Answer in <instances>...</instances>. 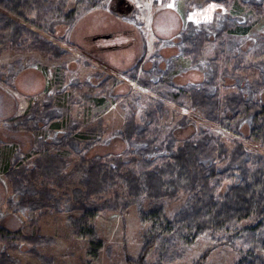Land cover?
Instances as JSON below:
<instances>
[{
  "label": "trees",
  "instance_id": "16d2710c",
  "mask_svg": "<svg viewBox=\"0 0 264 264\" xmlns=\"http://www.w3.org/2000/svg\"><path fill=\"white\" fill-rule=\"evenodd\" d=\"M71 1L75 5L68 8ZM103 2L0 0V52L32 49L48 59L59 58L68 51L48 40L47 37H54L55 26L72 24L81 11ZM260 4L261 0L255 1L253 6L258 8ZM188 26L195 29L188 32L185 27L179 34L180 55L189 57L193 68L204 66L202 80L175 91L153 88L161 100L180 108L185 104L188 113L160 140H156V135H145L149 125L156 123L154 112L150 115L146 111L147 122L142 127L132 118L126 119L117 132L129 140L130 156L88 158L80 154L71 161L50 152L51 144L66 148L81 144L86 149L90 140L100 133L98 127L90 125H83L78 131V123L72 120H69L72 125L66 124L57 143L47 145L43 139L40 143L35 141L33 149L24 153L17 137L13 138L8 131L17 130V134L19 130L31 131V120L42 116L29 112L5 122L7 129L0 135L13 141L10 156L0 166L7 189L6 206L0 207L3 246L17 248L22 242H38L37 235L24 233L23 225L7 224L12 223L14 216L27 213L30 221L29 218L38 220L55 211L78 212L79 236L88 239L89 254L95 257L102 248L91 228L97 213L124 210L144 195L145 208L139 214L143 220L157 222L163 218V201L177 198L180 192L185 195V203L172 221L165 222V231L172 234L186 231L193 237L204 232L230 233L243 246L235 264H264V101L260 98L264 93V56L256 59L252 54L246 59L237 52L240 44L223 38V34L237 27L233 17L216 16L208 22ZM211 40L217 44L212 53L206 54L204 43ZM170 64L159 76L155 74L143 83L136 79L135 73L130 78L141 87L149 88L165 77L171 79L173 66ZM227 79L235 85V90L222 92ZM158 109L157 118L163 115L161 106ZM202 118L224 131L228 138L223 140L201 127L197 136L178 143L174 131ZM43 143L42 147L36 146ZM0 144L8 142L0 136ZM30 156L33 157L28 160ZM203 259L204 256L199 264ZM0 264H19V261L0 252ZM138 264L146 263L141 259Z\"/></svg>",
  "mask_w": 264,
  "mask_h": 264
},
{
  "label": "rangeland",
  "instance_id": "374dc122",
  "mask_svg": "<svg viewBox=\"0 0 264 264\" xmlns=\"http://www.w3.org/2000/svg\"><path fill=\"white\" fill-rule=\"evenodd\" d=\"M127 1L132 5L128 14L112 12L113 1L104 0L81 11L72 24L56 25L54 37L47 38L68 51L59 58L48 59L32 49L0 52V132L7 129L4 124L11 118L29 112L42 116V120H31V131L19 130L18 134L17 130L8 131L13 138L17 137L24 153L33 149L35 141L40 143L43 139L47 145L57 143L66 124L72 125L71 121L69 123L72 120L78 123V131L83 125H90L98 127L100 133L90 140L86 149L81 144L67 148L51 144L50 152L71 161L80 154L88 158L130 156L129 140L117 130L130 118L141 127L146 125V111L150 115L154 112L156 123L149 125L145 135L162 139L188 111L185 104L180 108L173 102L161 100L153 88L175 91L180 86L200 82L203 77V65L193 68L190 58L180 55L179 34L186 28L188 32L195 29L189 24L208 22L216 16L233 17L237 27L223 34V38L240 44L237 52L244 54L246 59L252 54L256 59L264 56V0L258 8L253 4L259 0H229L228 3ZM74 5L71 1L68 8ZM216 44L213 40L205 42L204 53H212ZM226 55L229 57L228 52ZM169 64L173 66L171 79L165 77L149 88L141 87L130 78L135 73L136 79L143 83L155 74L159 76ZM227 65L230 67L231 64ZM225 86L222 92L235 90L229 79ZM260 98L264 101V93ZM158 106L163 112L159 118L156 117ZM193 121V124L174 131L178 143L197 136L201 127L213 131L223 140L228 138L224 131L203 118ZM0 136L8 142L0 144L1 166L11 154L13 138L7 140ZM36 146L42 147L44 143ZM5 179L0 173L1 208L6 206ZM184 200L185 195L180 192L173 200L165 199L163 218L157 222L143 220L139 214L145 208L144 195L124 210L97 213L91 228L102 248L95 257L89 254L88 239L79 236L78 212L55 211L38 220L29 218L30 221L27 213L21 214L12 217V223L7 224L10 227L23 225L24 233L37 235L38 242H22L17 248L3 246L0 242V252L16 258L19 264H138L141 259L146 264H199L202 256L201 264H235L243 246L230 233L204 232L193 237L186 231L176 234L165 231V222L173 220Z\"/></svg>",
  "mask_w": 264,
  "mask_h": 264
},
{
  "label": "water",
  "instance_id": "95a60500",
  "mask_svg": "<svg viewBox=\"0 0 264 264\" xmlns=\"http://www.w3.org/2000/svg\"><path fill=\"white\" fill-rule=\"evenodd\" d=\"M113 5L110 10L117 14H128L132 10V5L127 0H112Z\"/></svg>",
  "mask_w": 264,
  "mask_h": 264
}]
</instances>
